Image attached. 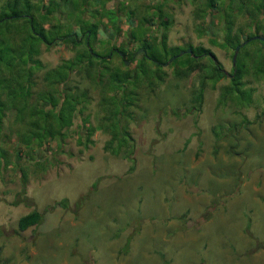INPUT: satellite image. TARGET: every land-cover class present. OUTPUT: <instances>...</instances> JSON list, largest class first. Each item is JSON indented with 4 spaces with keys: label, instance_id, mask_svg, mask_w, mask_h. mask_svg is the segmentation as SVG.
I'll list each match as a JSON object with an SVG mask.
<instances>
[{
    "label": "rangeland",
    "instance_id": "obj_1",
    "mask_svg": "<svg viewBox=\"0 0 264 264\" xmlns=\"http://www.w3.org/2000/svg\"><path fill=\"white\" fill-rule=\"evenodd\" d=\"M48 1L30 0L35 8ZM158 1L126 0L127 5L118 7L116 24L119 19L121 30L126 29L132 13L129 27L150 39ZM68 2L62 31L76 29L79 15L93 8V1L86 9L81 0ZM192 7L181 0L167 1L163 9L171 21L167 44L208 47L222 65L225 75L215 83L204 80L199 102L192 92L198 87L196 74L176 78L165 65V52L148 40L147 53L162 65L148 59L145 64L158 69L162 79L151 73L150 84L141 78L131 85V116L119 122L131 137H123L117 154L103 149L109 133L95 130L92 142L84 146L76 141L80 130L79 135L70 130L61 144L52 140L28 159V148L19 147L12 135L17 123L10 125L12 136L2 145L9 163L0 174V264H264L263 47L251 40L238 52L235 67L243 64L247 71L245 89L242 100L230 101L223 85L234 62L230 50L211 42L221 40L220 23L195 17ZM8 17L0 22V33L13 40L17 35L18 45L9 48L14 53L28 39L21 18ZM140 26L148 28L144 32ZM197 26L204 30L197 31ZM115 35L109 26H100L97 46L117 44L122 36ZM106 36L113 40L104 43ZM71 39L41 44L37 58L44 67L55 66L53 75L66 72L69 62L62 59L82 57L73 54L84 51V45L71 48ZM177 54L181 63L183 49ZM117 64L110 73L118 72ZM36 88L40 94L48 89L41 81ZM98 103L83 107L91 111L92 124L106 113L105 104ZM30 114L31 107L17 119ZM112 121L99 124L104 128ZM31 209L41 213L39 221L18 230L17 219Z\"/></svg>",
    "mask_w": 264,
    "mask_h": 264
},
{
    "label": "trees",
    "instance_id": "obj_2",
    "mask_svg": "<svg viewBox=\"0 0 264 264\" xmlns=\"http://www.w3.org/2000/svg\"><path fill=\"white\" fill-rule=\"evenodd\" d=\"M90 1H93L91 4L93 8L89 5L92 12L79 15L80 20L76 29L67 31H62L61 22L64 20L61 15L69 9L68 0H49L47 6L43 4L39 8H35L30 0H4L0 4V22L9 18V14H12V17L16 19L20 17L25 25L22 34L26 33L28 39L26 47L19 48L13 53L9 51V48H13V46L16 48L19 38H16V35L13 40V37L10 39L9 36L0 33V174L9 163L7 151L2 145L8 142L12 135L16 137L14 141L19 144V147L28 148L26 153L29 155L28 159H31L34 151H38L39 148L46 146L52 140L58 143L57 146L61 144L70 130H73L75 134L77 132V135L80 130L81 135L77 136L76 141L78 144L86 146L92 142V133L101 129L109 133V139L105 142L103 149L111 154H117L119 149L117 151L116 149L122 147L120 143L124 140L123 137L129 134L126 131L127 126L119 122H121L120 119L123 120V116H131L128 109L133 103L131 85L141 78L146 79V83L150 84L148 76L151 77V73L156 79H162L160 77L162 73L159 75L158 69L154 70L152 65L145 64V60L148 59L155 66L162 65L155 60L153 55L147 53L148 50L151 52L148 40L154 41L165 52V65L171 67L176 78L183 79L186 75L196 74L198 87L192 92L196 94L195 99L198 102L201 99L204 80L211 78L215 83L225 75L221 63L208 47L190 43L167 44V31L171 21L169 14L163 9L164 3L181 0L157 2L155 8L157 23L153 25V22L150 21L148 26L153 25L152 33L158 32L159 36L151 33L150 39L148 33L146 36L143 35L144 33L143 36H138L136 29L129 27L133 17L132 13H130L129 25L127 24L126 29L121 30L119 19L116 24L118 7L123 4L127 5L126 0H118L115 7H106V3L110 0H81V5L85 8L84 5H88ZM189 1L193 4L192 12L195 17L201 20L205 17L218 19L221 40L219 42L211 40V42L217 43L223 49L230 50V58L234 47L240 42L253 34L264 35V0ZM44 23H48L47 30ZM201 24L203 25L202 22L199 23V25ZM100 26L104 29L109 26L117 36L121 35L122 39L115 45L100 44L98 47ZM201 26H197V31L204 30ZM141 28L145 32V28L148 27L140 26ZM5 30L7 31L8 28L5 27ZM116 35L114 38H117ZM68 37L72 38L68 43L71 48L76 49L82 44L85 50L73 54L82 57L74 60L62 59V62L68 61L71 64H67L66 72L64 70L53 75L51 70L55 66L44 67L37 58L40 46L41 44L62 43V40ZM103 39L104 43H107L112 41L113 37L106 36ZM12 40L13 43H11ZM251 40L259 41L262 44L261 48L263 47L262 52H264L263 41ZM251 40H247L239 46L233 71L229 74L228 83L223 85V88L228 90L229 99H232L230 101L243 99L242 91L245 89L243 79L247 71L245 73L243 64H239L237 68L235 65L238 52ZM138 48L140 49L138 50ZM187 48L190 49L189 53L184 51ZM97 49L105 50L101 53ZM180 49H183L185 58L181 63L180 61L177 63L176 59L179 56L177 52ZM171 55L174 57L170 58ZM137 57L139 61L136 63ZM205 58L210 62L206 63ZM202 59L204 60L201 62ZM116 63H119L116 65L118 72L112 74L110 70ZM178 65L180 68L184 67V71L179 70ZM162 72L165 73L164 70ZM40 81L43 86L48 87L41 94V90L36 88ZM93 91H96V97L92 95ZM127 99L128 102L124 103ZM93 101L95 103L103 102L101 104H105L104 110L106 111L102 118L97 117L95 124H92L89 117L91 111H83V107L87 104L89 106ZM247 101L249 102V100ZM29 107H31L29 118L18 120V116L24 115ZM103 119L108 120V123L113 120V123L109 126L103 125V128L102 124H99ZM12 123H17L18 127L11 135L10 125ZM121 125L124 127L117 130V127H121ZM6 127L9 130L8 134L4 132ZM122 145L124 149H127V145ZM18 150L16 148V151ZM23 151L19 150L21 153ZM59 203L63 204V201ZM40 217L41 213L38 210L31 209L17 219L18 230H24L28 226L36 224Z\"/></svg>",
    "mask_w": 264,
    "mask_h": 264
},
{
    "label": "water",
    "instance_id": "obj_3",
    "mask_svg": "<svg viewBox=\"0 0 264 264\" xmlns=\"http://www.w3.org/2000/svg\"><path fill=\"white\" fill-rule=\"evenodd\" d=\"M251 39H259L261 41L264 42V35H260V34H253L252 36H249L248 38H246L245 40H243L242 42H240L237 46L234 47V50H233V53H232V63L234 62L235 60V56H236V53H237V50L239 48V46H241L244 42H246L247 40H251ZM185 52L189 53L190 52V49L187 48L184 50ZM183 51V52H184Z\"/></svg>",
    "mask_w": 264,
    "mask_h": 264
}]
</instances>
